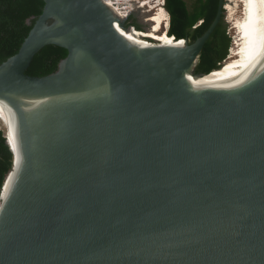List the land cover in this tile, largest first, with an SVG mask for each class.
Here are the masks:
<instances>
[{"label": "water", "instance_id": "95a60500", "mask_svg": "<svg viewBox=\"0 0 264 264\" xmlns=\"http://www.w3.org/2000/svg\"><path fill=\"white\" fill-rule=\"evenodd\" d=\"M44 1L0 64V124L20 144L6 134L0 264H264V67L232 91L255 34L224 90L196 66L226 0L194 42L150 47L105 0ZM49 44L68 50L58 69L27 74Z\"/></svg>", "mask_w": 264, "mask_h": 264}, {"label": "trees", "instance_id": "16d2710c", "mask_svg": "<svg viewBox=\"0 0 264 264\" xmlns=\"http://www.w3.org/2000/svg\"><path fill=\"white\" fill-rule=\"evenodd\" d=\"M44 6V0H0V64L19 51ZM218 6L219 0H194L192 5L186 0H165V9L170 14L169 35L194 42L209 28ZM127 24L135 26L132 30L142 29L137 21L128 20ZM226 29L223 15L204 45L196 66L197 73H210L220 68L229 55L232 40ZM67 55L68 50L62 46L46 45L35 55L26 73L44 76L55 72ZM6 134L5 129L0 127V195L13 167V153Z\"/></svg>", "mask_w": 264, "mask_h": 264}, {"label": "bare ground", "instance_id": "6f19581e", "mask_svg": "<svg viewBox=\"0 0 264 264\" xmlns=\"http://www.w3.org/2000/svg\"><path fill=\"white\" fill-rule=\"evenodd\" d=\"M105 1L108 4L112 5L122 17L128 16L129 12L132 9V5L124 6L122 9H120V7L116 5L117 1ZM124 1L130 4L132 0ZM163 1L164 0H160V12L154 14V16L150 19L153 25L151 26L149 31H139L141 29H138L137 31L132 29L127 31L124 28L118 26L119 30L124 36L128 38L131 44H137L143 47H150L154 45L163 44L181 45L184 43V39L177 41L174 36L171 37L168 33L160 32L162 26L164 25L163 23L166 21V17L164 16ZM237 2L238 0H226L225 9L226 11H228L229 16L232 18L235 16V12L238 7ZM242 3L245 7V15L243 14L241 18L235 19L233 23L236 38L233 41V46L230 49L229 55L226 60L222 63L220 68L212 70L213 73L224 76L217 85V88L224 90H227L232 84V82L241 75L249 59L254 34L255 51L253 63L251 65L248 75L232 91L240 90L257 80L261 76L264 67V0H243ZM148 38L154 39L155 42ZM175 41L177 42L175 43ZM194 83L196 87L202 88L200 79H194ZM5 132L7 131L5 130ZM7 134L10 137V140L12 141L16 150L19 149L20 144L8 132ZM13 177L14 175H12L11 179L9 180L6 193H4L5 197L9 193L10 188L13 186Z\"/></svg>", "mask_w": 264, "mask_h": 264}, {"label": "rangeland", "instance_id": "374dc122", "mask_svg": "<svg viewBox=\"0 0 264 264\" xmlns=\"http://www.w3.org/2000/svg\"><path fill=\"white\" fill-rule=\"evenodd\" d=\"M114 1H117L116 5H118L120 7V9H122L124 6H131L132 5L131 10H133V11L130 13V16H133V17L129 16L127 21L128 20L129 21H137L138 23H140L142 25V29L139 31H149V29L153 25L152 22L150 21V19L154 16V14L160 12V8H161L160 7V4H161L160 0L148 1L151 4L153 3V5H151L150 7L148 6V4L146 2L142 3L143 0H132L130 2V4L126 3L124 0H114ZM186 1L189 5H192L194 0H186ZM242 2H243V0H238V2H237L238 7L236 9L235 16L233 18L229 16L228 11H226V9H225V12L223 14L224 15V22H225L226 28H227L226 29L227 33L231 37V40H232L230 49L233 46V41L236 38V36H235L236 33H235V29L233 28L234 27L233 23H234L235 19L241 18L243 16V14L245 13V10H244L245 7H244V4ZM163 7H164V16L166 17V21L163 23L164 25L162 26V29L160 30V32L168 33L169 28H167V26L169 23L170 14H168L169 12H167V10L165 9V6H163ZM148 39L151 40V38H148ZM152 41H154V40H152ZM229 52H230V50H229ZM0 127L3 128V126L1 124H0Z\"/></svg>", "mask_w": 264, "mask_h": 264}, {"label": "built area", "instance_id": "2783aa9c", "mask_svg": "<svg viewBox=\"0 0 264 264\" xmlns=\"http://www.w3.org/2000/svg\"><path fill=\"white\" fill-rule=\"evenodd\" d=\"M148 1H150V0H143V2L142 3H144V2H146L147 4H148V6L150 7L151 5H153V3L151 4L150 2H148ZM164 2V6H165V0L163 1ZM146 4V5H147ZM132 11V10H131ZM131 11L129 12V13H131ZM170 17V16H169ZM169 26H170V18H169V25H168V27L167 28H169Z\"/></svg>", "mask_w": 264, "mask_h": 264}, {"label": "clouds", "instance_id": "9594fccd", "mask_svg": "<svg viewBox=\"0 0 264 264\" xmlns=\"http://www.w3.org/2000/svg\"><path fill=\"white\" fill-rule=\"evenodd\" d=\"M132 11H133V10H132ZM132 11H131V12H132ZM129 14H130V13H129Z\"/></svg>", "mask_w": 264, "mask_h": 264}]
</instances>
